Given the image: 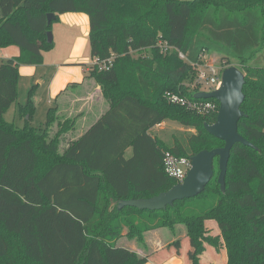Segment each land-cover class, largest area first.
<instances>
[{
	"label": "trees",
	"instance_id": "16d2710c",
	"mask_svg": "<svg viewBox=\"0 0 264 264\" xmlns=\"http://www.w3.org/2000/svg\"><path fill=\"white\" fill-rule=\"evenodd\" d=\"M50 12L55 20L87 14L92 58L113 57L110 69L91 64L88 73L108 110L62 152L61 132L50 136L61 124L58 107L49 108L44 126L32 124L34 88L20 106L25 124L5 117L18 99L20 65L42 64L54 47ZM161 38L175 48L161 50ZM9 45L21 53L0 61V264H146V256L114 241L127 235L144 242L146 231L179 223L191 238L192 264H202L207 244L226 248L227 264H264V65L254 62L264 48V0H0V48ZM204 51L245 72L239 131L257 148L234 145L225 191L217 156L213 178L196 197L161 210L119 207L177 183L164 169L166 150L192 157L225 145L205 127L218 112L199 113L167 97L199 99L185 80L196 76L192 63ZM167 120L196 131L169 144L152 132Z\"/></svg>",
	"mask_w": 264,
	"mask_h": 264
},
{
	"label": "rangeland",
	"instance_id": "374dc122",
	"mask_svg": "<svg viewBox=\"0 0 264 264\" xmlns=\"http://www.w3.org/2000/svg\"><path fill=\"white\" fill-rule=\"evenodd\" d=\"M52 31L54 34V45L55 48L53 50L45 51V60L42 64L37 65L38 71L36 74L30 75L29 73V64H21L20 65V79H19V91H18V99L17 102L13 104L11 109L7 111L5 117L8 121H14L18 126L22 127L26 119H28L29 115L26 117L22 116L20 112V106L25 105L28 101L30 91L33 89V99L36 105V111L34 113V118L32 124L35 126H44L47 120V113L50 107H58V115L61 118V124L56 121L54 125L50 129V136H55L57 133L60 134V150L64 151L70 143L75 140L78 133L85 129L88 125H90L93 119H89L87 122L83 120H78L75 117V113H81L83 111H93V114H97L102 110L106 109L110 106L109 100L105 97L101 85L90 76H87V82L84 85L71 86L61 97L51 95L50 93V83H52L54 77L59 71L60 64L69 62L71 60V51L73 48V35L75 33L83 36V32L78 24H71L65 20H55L53 23ZM86 38V37H85ZM162 39V38H161ZM160 39V40H161ZM159 40V41H160ZM175 48L172 45L173 49ZM135 55H139L140 51L132 50ZM206 52L205 55L208 58V61L214 63L215 65L221 67L222 69L228 67L230 65H236L239 68H242L237 63L228 64L225 63L219 53L217 52ZM145 53H148L147 51ZM144 53V54H145ZM7 57L5 56V51L0 48V61L5 60ZM92 56L90 54L89 45L86 46L84 55L81 59L72 63L70 66L73 69H81L83 74H85V70L87 66L91 65ZM255 64L264 65V48L258 54L257 58L254 60ZM86 75V74H85ZM196 78L185 80V86L190 88V90L199 89V85L196 84ZM41 80H44L41 82ZM40 82V83H38ZM37 85V86H36ZM195 87V88H193ZM98 89V90H97ZM97 90V91H96ZM93 94V98L87 99ZM99 96H101L102 100H98ZM78 98H82L78 100ZM75 99V101H74ZM86 104L84 105V103ZM84 105V106H83ZM81 112L77 110L82 109ZM71 110L74 112L71 113ZM61 111V112H60ZM74 119L75 126H69V122H65L67 119ZM73 126V127H72ZM195 128L186 127L182 125L180 122L175 120H167L152 129L154 134L162 137L167 143L173 144L176 137H185L186 135L195 132ZM164 236H168L169 234H175L179 236V234L186 233L185 225L179 223L176 226V229L170 227L163 228ZM168 231V233H167ZM139 243L140 241L136 239ZM127 241V240H126ZM125 242L124 239H118L114 241V244H123ZM119 246V245H118Z\"/></svg>",
	"mask_w": 264,
	"mask_h": 264
},
{
	"label": "water",
	"instance_id": "95a60500",
	"mask_svg": "<svg viewBox=\"0 0 264 264\" xmlns=\"http://www.w3.org/2000/svg\"><path fill=\"white\" fill-rule=\"evenodd\" d=\"M57 18L53 12L48 13V24ZM48 41H54L52 30L48 31ZM245 72L236 65H230L223 70L222 84L213 91H199L195 93L197 98H214L220 102L217 119L213 123L206 122L205 127L212 135L225 141V145L213 149H203L193 155L192 166L181 183H176L170 189L148 198H131L120 200L119 207L126 205L136 206L145 210L166 209L177 200L193 198L202 193L214 176L215 158L219 156L220 174L218 181L223 191L226 190V176L231 152L235 144L242 143L257 148L250 140L239 131V121L246 115L241 108L245 100L244 85ZM232 96L230 104L228 97ZM238 96V98H237Z\"/></svg>",
	"mask_w": 264,
	"mask_h": 264
},
{
	"label": "crops",
	"instance_id": "0c3cea01",
	"mask_svg": "<svg viewBox=\"0 0 264 264\" xmlns=\"http://www.w3.org/2000/svg\"><path fill=\"white\" fill-rule=\"evenodd\" d=\"M58 20H65L67 22H70L71 24H78L81 29V32L84 33L83 36H81L80 34L77 35L76 33L75 35H73V48L71 51L72 58L71 60H69V62L60 64L59 71L56 74V77H54L52 83H50L51 95H59V98L61 97L60 94L63 95L65 91H67L71 86H77L79 84L84 85L87 82L89 66L86 67L85 75L83 74V71L81 69H73V67L70 65L72 63L78 62L81 59V57L84 55L86 46H88L90 19L87 14L82 12H67L61 14ZM53 48H55V45ZM53 48L51 50H53ZM1 49L5 51V56L7 58L18 56L21 53L20 47L17 45H9L7 47H2ZM37 65L38 64H29L30 67H28V70L30 75L36 74V72L38 71ZM43 81L44 80H41V82ZM90 98H93V94H91V96L87 99ZM98 98V100H102L101 96H99ZM80 99L82 98H78V100ZM85 104L86 102L84 103V105ZM108 108L109 107L97 114H94L93 116V111L88 110L81 112L83 110V107L82 109L77 110L81 113H75L77 114L75 115L76 119L77 116L80 115L78 120H83L84 122H87L89 119L92 118L93 122L88 125L85 129L80 131L78 133L79 135H77V137L75 138L80 137L84 132H86L106 112V110H108ZM73 112L74 111L71 110V113ZM207 226L211 229V233L213 235L220 234V228L215 220H208ZM163 228L164 227H160L146 231L144 233L145 241L140 243L136 239H131L127 235H124L119 239H124L125 242L121 245H117L130 248L139 253V255L146 256L148 258V262L146 264H192L190 259V252L193 250V245L191 242V238L187 235V233L179 234L178 236L174 232V234L172 233L165 237L163 233ZM174 229H176V227H174L173 230ZM126 232L127 231L125 230V233ZM227 262L228 254L226 248L222 247L221 249H216L214 246L207 244L206 250L201 256L202 264H227Z\"/></svg>",
	"mask_w": 264,
	"mask_h": 264
},
{
	"label": "built area",
	"instance_id": "2783aa9c",
	"mask_svg": "<svg viewBox=\"0 0 264 264\" xmlns=\"http://www.w3.org/2000/svg\"><path fill=\"white\" fill-rule=\"evenodd\" d=\"M159 47L163 51H168L172 48V45L167 41L161 39L158 42ZM203 52L200 55L199 61L192 63L196 71V84L199 85V89L192 90L194 93L199 91H213L218 89L222 84V73L226 68H221L214 63L208 61V58ZM179 56L187 60L185 53L179 51ZM92 64L97 65L100 70L110 69L113 65V57L108 59H100L98 57L93 58ZM195 88V87H193ZM167 97L171 102L185 105L190 109H193L203 114H214L219 112V107L216 101L206 98L189 99L179 93H167ZM163 165L166 173L174 178L177 183H181L185 180L191 166L192 158L186 155H178L170 150H166L163 158Z\"/></svg>",
	"mask_w": 264,
	"mask_h": 264
},
{
	"label": "clouds",
	"instance_id": "9594fccd",
	"mask_svg": "<svg viewBox=\"0 0 264 264\" xmlns=\"http://www.w3.org/2000/svg\"><path fill=\"white\" fill-rule=\"evenodd\" d=\"M237 98H238V96H237ZM228 100H229V103H230V104L233 102V98H232L231 95L228 97Z\"/></svg>",
	"mask_w": 264,
	"mask_h": 264
}]
</instances>
